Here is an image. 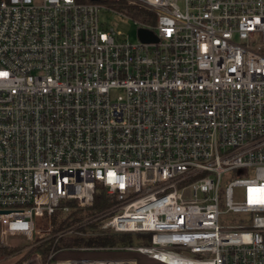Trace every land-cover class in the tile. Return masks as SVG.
Returning <instances> with one entry per match:
<instances>
[{"label": "built area", "instance_id": "built-area-1", "mask_svg": "<svg viewBox=\"0 0 264 264\" xmlns=\"http://www.w3.org/2000/svg\"><path fill=\"white\" fill-rule=\"evenodd\" d=\"M121 1L144 19L102 0H0L1 244L148 234L48 259L264 264V0ZM97 183L109 204L54 230L56 211L93 206Z\"/></svg>", "mask_w": 264, "mask_h": 264}, {"label": "trees", "instance_id": "trees-1", "mask_svg": "<svg viewBox=\"0 0 264 264\" xmlns=\"http://www.w3.org/2000/svg\"><path fill=\"white\" fill-rule=\"evenodd\" d=\"M78 1H89V0H78ZM105 3L114 4L120 10H123L130 14L134 19H144L145 13L140 11H134V9L129 8L126 4L121 0H102ZM109 204L108 197L105 193L104 188L101 184H96V191L94 194V203L93 206L83 212L82 210L72 209L68 214L63 216L61 211H56L53 216V225L54 230H58L59 228L68 226L74 222L80 220L85 214H91L93 212L99 211L105 206ZM92 226H88L90 229ZM85 230V229H83ZM150 235L148 234H111L107 236H65L60 238L57 242L54 240H49L42 242L41 244L35 245L32 249L33 251H37L43 258V261L46 260L50 251L53 249H59L65 246L70 247H78V246H125V245H133V244H145L149 245ZM17 249L10 247H2L0 246V259L9 255V253H13ZM30 254V251H24L18 253V257L14 264H22V261L27 258Z\"/></svg>", "mask_w": 264, "mask_h": 264}, {"label": "rangeland", "instance_id": "rangeland-1", "mask_svg": "<svg viewBox=\"0 0 264 264\" xmlns=\"http://www.w3.org/2000/svg\"><path fill=\"white\" fill-rule=\"evenodd\" d=\"M99 22H101L103 25H111L113 22H116V29L119 30L121 33H123L130 42H135L137 40V26L133 24L131 21L123 22L119 21L114 14L109 13L105 10H100L98 13ZM241 193V191H239ZM6 244H1L2 247H10L17 249L13 253H9V255H6L2 259H7L10 257H18V253L24 252V251H30V254L27 258H25L22 261V264H48L50 261L48 257L45 261H43L42 256L39 252L33 251L32 249L35 247V245L41 244L39 243H33V241H30L25 236H13L9 237ZM147 256H142V254L137 255V264H161L154 262L150 260L149 258H146ZM54 264V263H51Z\"/></svg>", "mask_w": 264, "mask_h": 264}, {"label": "crops", "instance_id": "crops-1", "mask_svg": "<svg viewBox=\"0 0 264 264\" xmlns=\"http://www.w3.org/2000/svg\"><path fill=\"white\" fill-rule=\"evenodd\" d=\"M138 254L131 253L128 251L122 250H93V251H68V252H59L56 256L58 260L60 259H72V258H125V257H135L136 260ZM144 256V255H142ZM146 256V255H145ZM152 260L150 257H146ZM16 261V257H10L5 259H0V264H14ZM154 261V260H152ZM155 262V261H154ZM54 263L55 261H51L48 264Z\"/></svg>", "mask_w": 264, "mask_h": 264}, {"label": "water", "instance_id": "water-1", "mask_svg": "<svg viewBox=\"0 0 264 264\" xmlns=\"http://www.w3.org/2000/svg\"><path fill=\"white\" fill-rule=\"evenodd\" d=\"M138 35L142 41L153 42L157 40L156 36L152 32L143 29L138 30Z\"/></svg>", "mask_w": 264, "mask_h": 264}]
</instances>
